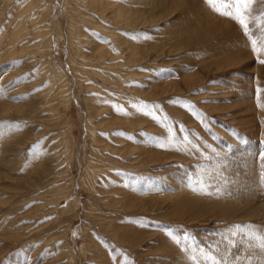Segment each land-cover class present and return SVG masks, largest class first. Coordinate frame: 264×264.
Returning <instances> with one entry per match:
<instances>
[{"label":"rangeland","instance_id":"1","mask_svg":"<svg viewBox=\"0 0 264 264\" xmlns=\"http://www.w3.org/2000/svg\"><path fill=\"white\" fill-rule=\"evenodd\" d=\"M261 13L0 0V264H209L264 224Z\"/></svg>","mask_w":264,"mask_h":264},{"label":"snow or ice","instance_id":"2","mask_svg":"<svg viewBox=\"0 0 264 264\" xmlns=\"http://www.w3.org/2000/svg\"><path fill=\"white\" fill-rule=\"evenodd\" d=\"M254 2L255 0H207V3L214 11H217L218 14L226 15L229 18L236 20L245 31L246 36H256L257 34L252 30V24L257 19L252 15V6ZM259 19V44L257 39H252L250 41L254 52L264 51V13H261ZM259 62L264 63V59H260ZM2 90L3 89L0 88V91ZM257 91L259 93L260 89ZM229 235L232 238L239 236L242 240L248 241L249 246L254 245L264 252V231L253 230L248 225H235ZM225 239H229V237H226ZM229 242L233 246L235 245V239H231ZM192 259L196 261L195 257H192ZM203 259L208 261L209 264H228L227 258L222 257L217 259V257L210 251L205 253ZM247 261L248 264H251V257H248ZM196 264H200V262L196 261ZM261 264H264V259L261 260Z\"/></svg>","mask_w":264,"mask_h":264},{"label":"bare ground","instance_id":"3","mask_svg":"<svg viewBox=\"0 0 264 264\" xmlns=\"http://www.w3.org/2000/svg\"><path fill=\"white\" fill-rule=\"evenodd\" d=\"M243 158H244V156H243ZM244 165L241 166V169L244 170L243 172H241L242 175L239 174L240 175L239 176L238 174H236L235 177H237V178L240 177V178H243L244 180H245V178L248 179L249 180L248 182L251 185H253L252 187H254V189H251V190H255L256 177L252 176V177L247 178V175H248L247 173L253 169V166L250 165L248 167V166H244ZM225 168L230 169V168H232V166L231 167L226 166ZM228 191L230 192V190H228ZM255 192H257V190H255ZM248 197L250 199L252 198V200H254L255 195L253 193H250V194H248V196L244 197L243 199L241 197V199L243 201L247 200V202H248V200H249ZM254 207H251V208H254ZM259 210L261 212L264 211V202L261 204ZM255 211L257 212V208H256V210H255V208H254V210H252L253 214H256ZM218 212H219V210H218ZM258 214H260V213L258 212ZM247 215H249V213H247ZM262 220H264V219H262ZM248 226H250L253 230L264 231V224H262L261 222L260 223L255 222L254 224H251ZM226 237H229V239H225ZM231 239H235V245L234 246L232 244H230V242H229ZM220 241H224L225 243H221ZM226 241H227V243H226ZM210 249H211V253L213 255H215L217 257V259H220L222 257L227 258L228 264H248V261H247L248 257H251V264H261V260L264 258V252H262L258 247L254 246V245L249 246V242L246 240H242L239 236L232 238V237H230L229 233L228 234L225 233V235H223L222 237H220L218 239H214Z\"/></svg>","mask_w":264,"mask_h":264}]
</instances>
